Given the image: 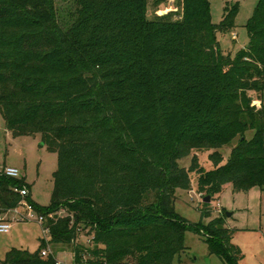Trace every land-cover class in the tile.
<instances>
[{"label": "trees", "instance_id": "1", "mask_svg": "<svg viewBox=\"0 0 264 264\" xmlns=\"http://www.w3.org/2000/svg\"><path fill=\"white\" fill-rule=\"evenodd\" d=\"M181 1L173 19L149 18L148 0H0L6 130L39 134L58 155L49 206L32 199L25 177L0 171V210L25 200L47 216L51 238L35 253L11 248L0 264H56L42 254L48 244H72L87 264H181L188 230L225 264H239L224 216L192 223L175 201L193 173L212 199L227 184L264 189V103L253 95L264 91V0L235 57L217 34L234 27L238 5L215 24L209 0ZM235 138L223 163L221 148ZM210 149L214 167L205 169L198 153ZM23 186L25 197L15 190ZM82 231L92 246H75Z\"/></svg>", "mask_w": 264, "mask_h": 264}, {"label": "rangeland", "instance_id": "2", "mask_svg": "<svg viewBox=\"0 0 264 264\" xmlns=\"http://www.w3.org/2000/svg\"><path fill=\"white\" fill-rule=\"evenodd\" d=\"M213 23L220 24L226 13V7L238 5L239 11L235 18V25L229 31L217 34L221 48L235 57L237 53L249 43V33L246 23L253 15L259 0H209ZM181 0H148L147 12L149 18L157 15L172 13L173 19L182 14ZM63 3V2H62ZM61 4V3H59ZM259 98L258 105L264 103V91ZM254 130L247 131L246 136L252 138ZM235 138L231 144L221 148L224 156L223 163L230 157L232 148L237 144ZM41 136H14L6 130L5 121L0 111V171L5 166L20 169L21 176L31 187L32 199L41 206H49L54 188V172L58 166V155L46 145H42ZM212 150L200 151L199 159L205 169L214 167L209 154ZM192 154L179 160L182 167L191 165ZM190 190L177 189L176 211L192 223L208 225L213 219L224 216L227 227L233 230L232 244L241 250L239 264H264V189L254 186L251 189L236 190L232 184H227L221 194L209 202L203 201V194L198 191L197 176L192 174ZM207 203V204H206ZM208 209L210 213L204 214ZM23 211V209H19ZM61 212V210L59 211ZM230 212V216H227ZM0 215L10 218L12 224L8 232H0V262L6 259L7 252L13 248H20L35 253L41 239L51 241L49 234L43 230L40 221L35 217L31 220H21L18 213L12 210H0ZM37 216V214H35ZM82 231L77 245L92 246V236ZM187 249L176 258L181 264H225L216 254L210 253L204 236L188 230L185 236ZM53 254L62 260H71L74 253L72 244H48Z\"/></svg>", "mask_w": 264, "mask_h": 264}, {"label": "built area", "instance_id": "3", "mask_svg": "<svg viewBox=\"0 0 264 264\" xmlns=\"http://www.w3.org/2000/svg\"><path fill=\"white\" fill-rule=\"evenodd\" d=\"M1 171L5 175H8V176L17 177V178L22 177L20 169L17 167L5 166V167H3V169ZM15 190H17L22 197H25V196L30 194V189L27 186H23L21 188H15ZM20 208L23 209V211L19 210ZM12 209L16 213H18L21 220H31V219H34L36 217L37 220L40 221L42 226H44L46 224L47 216L37 213L35 211L34 207L31 204H29L28 202H26L25 200L22 201L21 205L14 207ZM12 209H9V210H12ZM64 213H65L64 209H62L61 212H59V214H64ZM35 214H37V216ZM49 215L53 217L54 214L51 213ZM10 221H11L10 218H7L6 216L0 215V232H8L11 229L12 224ZM43 230L46 234H49V228L48 227L44 226ZM78 238H77V240H78ZM49 253H53L50 248H48V249L44 248L42 250V254L44 256L48 255ZM88 257L89 256L87 255V253L84 252L82 254V258H80V260H77L76 259V253L74 252L71 254V260L70 261L62 260V259L56 257V264H87Z\"/></svg>", "mask_w": 264, "mask_h": 264}, {"label": "water", "instance_id": "4", "mask_svg": "<svg viewBox=\"0 0 264 264\" xmlns=\"http://www.w3.org/2000/svg\"><path fill=\"white\" fill-rule=\"evenodd\" d=\"M42 145H44V143H42ZM210 200H211V196L210 195H207V196L203 197V201L204 202H209ZM227 216H230V212H227Z\"/></svg>", "mask_w": 264, "mask_h": 264}]
</instances>
